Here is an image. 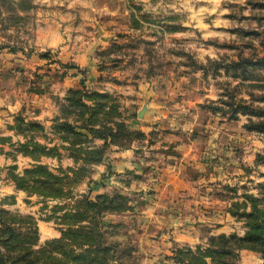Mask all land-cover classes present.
Returning <instances> with one entry per match:
<instances>
[{
	"label": "rangeland",
	"instance_id": "rangeland-1",
	"mask_svg": "<svg viewBox=\"0 0 264 264\" xmlns=\"http://www.w3.org/2000/svg\"><path fill=\"white\" fill-rule=\"evenodd\" d=\"M238 99L264 106V0H0V264H264L212 239L264 214Z\"/></svg>",
	"mask_w": 264,
	"mask_h": 264
},
{
	"label": "trees",
	"instance_id": "trees-1",
	"mask_svg": "<svg viewBox=\"0 0 264 264\" xmlns=\"http://www.w3.org/2000/svg\"><path fill=\"white\" fill-rule=\"evenodd\" d=\"M81 93V90L78 88H71L69 89V93L67 94V100H70L73 102V100L75 98L79 99V95ZM107 93L105 92H99V91H92L90 92L89 95H106ZM78 95V96H76ZM80 101V99L78 100ZM82 105H86L87 108H89V112L87 115V119L91 120V118L94 116V114L97 112V108L95 107H91L87 104H85L83 101H80ZM80 104V105H81ZM241 111L243 113H248V115H250V123L247 124L248 127H253V128H257L258 130L264 131V106H260V105H252L251 102H246L245 99H238L237 103L235 106L230 107V109H228V117H235L237 115V112ZM257 116L262 117L261 119H258L256 121H253L251 119V116ZM108 121H106L105 123H107ZM104 123V124H105ZM64 126H68V127H72L70 126L69 122H63L62 123ZM104 126V130H101L97 127H94V125H92L90 122L84 123L82 125H80V127L85 128L87 131H89L93 136L96 135H103L104 139H105V143H107V138L110 136V138L113 137V127L112 126ZM73 132V131H72ZM74 133H76V135H82V137L84 136L85 138H88V134L87 133H83L80 131H74ZM87 147V146H85ZM87 149V153H89V155L92 156L93 161H100L101 159H103V152L102 149L99 150L96 147L92 148H86ZM253 198V201L251 199V201L253 202L251 205V210L250 211H243L241 212L242 214H245L246 219H247V223L249 225V228L246 231V234L244 236H237L236 234H229V235H225L224 233L218 234L216 236H213L212 239H217V238H221L224 239L225 242L228 241H232V243L235 244V247H231L230 251H234V248H240V247H251V248H255L257 250H260L264 253V214L262 215V208L260 206V203H258V200L260 198ZM89 202H92L91 200ZM95 204H98V201H94ZM234 212V210L232 211ZM0 223L4 224L6 227H8V232L5 234V236H8L12 231H13V227L11 225H7L4 223V221L2 219H0ZM60 239H54L52 242H60ZM197 250H200L199 247L196 249L195 254H193L192 258H201L202 259V254L197 252ZM206 251L208 252H218V253H224V249L222 247V245L216 249H213V247H207ZM204 255V254H203Z\"/></svg>",
	"mask_w": 264,
	"mask_h": 264
},
{
	"label": "water",
	"instance_id": "water-1",
	"mask_svg": "<svg viewBox=\"0 0 264 264\" xmlns=\"http://www.w3.org/2000/svg\"><path fill=\"white\" fill-rule=\"evenodd\" d=\"M142 112H143V110H140V111L138 112V114L140 115V114H142Z\"/></svg>",
	"mask_w": 264,
	"mask_h": 264
}]
</instances>
